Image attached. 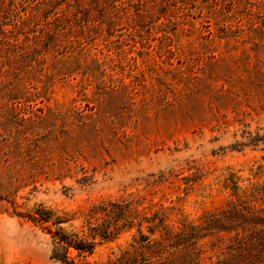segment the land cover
Instances as JSON below:
<instances>
[{"label":"rangeland","instance_id":"1","mask_svg":"<svg viewBox=\"0 0 264 264\" xmlns=\"http://www.w3.org/2000/svg\"><path fill=\"white\" fill-rule=\"evenodd\" d=\"M141 1L156 14L107 47L25 68L0 44V264H61L38 210L81 234L113 223L93 208L124 201L128 222L78 260L106 264L147 233L140 218L175 233L225 210L236 188L264 187V0ZM199 245L201 263L218 264V235Z\"/></svg>","mask_w":264,"mask_h":264},{"label":"trees","instance_id":"2","mask_svg":"<svg viewBox=\"0 0 264 264\" xmlns=\"http://www.w3.org/2000/svg\"><path fill=\"white\" fill-rule=\"evenodd\" d=\"M140 1L9 0L7 8L13 19L10 24L1 25L0 44L9 43L13 60L25 59V65L21 64L25 68L41 66V61L49 56L73 53L96 42L107 47L119 37L112 33L117 27L127 25L138 31L137 28L141 29L142 24L156 14L150 6L151 11L140 9ZM129 15L137 18L140 25L137 20L134 25L124 23ZM166 17L164 14V19L159 20H176ZM10 32L15 35L8 36ZM135 36V44L149 43ZM16 66L11 70L19 73ZM233 193L235 200L225 210L206 216L201 225L182 224L175 233H170L164 221L154 223L146 217L140 218L141 226L148 225L147 233L137 229L130 248L106 264H202L199 244L214 234L218 235L220 245L218 264H264V187L252 184L244 191L236 188ZM92 214L104 215L113 223L90 228L88 233L68 235L62 228L65 222L54 217L53 212L38 210L31 220L54 230L50 233L53 261L78 264V260L92 256L98 244L115 238L128 222L129 209L124 201L112 202L93 208ZM134 222L131 221L132 225Z\"/></svg>","mask_w":264,"mask_h":264}]
</instances>
